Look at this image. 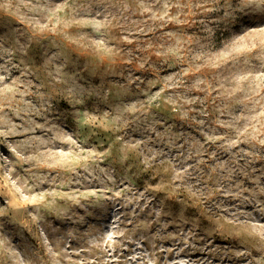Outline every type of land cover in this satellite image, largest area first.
<instances>
[{"label": "rangeland", "instance_id": "rangeland-1", "mask_svg": "<svg viewBox=\"0 0 264 264\" xmlns=\"http://www.w3.org/2000/svg\"><path fill=\"white\" fill-rule=\"evenodd\" d=\"M0 264H264V0H0Z\"/></svg>", "mask_w": 264, "mask_h": 264}]
</instances>
